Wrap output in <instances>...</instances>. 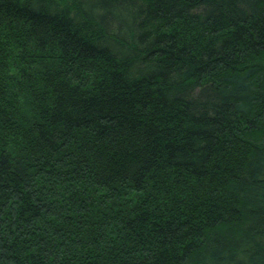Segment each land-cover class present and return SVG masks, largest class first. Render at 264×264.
Returning a JSON list of instances; mask_svg holds the SVG:
<instances>
[{"label": "trees", "instance_id": "16d2710c", "mask_svg": "<svg viewBox=\"0 0 264 264\" xmlns=\"http://www.w3.org/2000/svg\"><path fill=\"white\" fill-rule=\"evenodd\" d=\"M0 264H264V0H0Z\"/></svg>", "mask_w": 264, "mask_h": 264}]
</instances>
